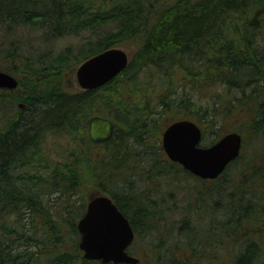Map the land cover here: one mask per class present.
Segmentation results:
<instances>
[{"label":"trees","instance_id":"1","mask_svg":"<svg viewBox=\"0 0 264 264\" xmlns=\"http://www.w3.org/2000/svg\"><path fill=\"white\" fill-rule=\"evenodd\" d=\"M255 8H264V0H0V70L19 81L16 89L0 91V264H36L43 256L52 258L50 264H73L82 254L76 222L86 204L70 208L71 198L83 194L87 185L113 199L130 221L134 243L152 233L165 234L168 225L161 226L162 218L150 209L158 205L149 195L152 187L161 179L176 189L179 184L174 183L183 174L204 181L168 159L159 122L170 117L169 126L193 120L203 140L208 130L218 135L209 145L230 131L245 137L243 130L221 129L220 120H226L228 112H220L215 103L204 105L201 93H213L214 100L222 91L243 99L251 90V106L244 112L247 130L257 139L263 137L264 36L257 32L264 28V12L261 26H253L249 15ZM22 29L38 31L42 44L69 42L59 50L52 47L42 55L26 56ZM121 45L134 47L121 74L96 89L64 88L62 75L71 65ZM122 79L125 90L120 88ZM93 116L115 122L109 141L90 139ZM64 137L69 147L59 161L49 141ZM241 186L248 190L241 189L239 197L232 193V205L224 210L230 219L220 225L225 239L217 242L231 241L236 248L246 241L234 264H257L263 247L264 150L243 168ZM187 190L191 194V186ZM57 199L68 202L66 210L56 206ZM61 210L71 218H64ZM240 218L260 231L241 226ZM188 219L182 222L188 242L164 252L158 246L157 264L199 263H194L201 257V246L195 245H201L199 233ZM67 232L79 240L65 250ZM211 244L206 240L202 253L213 254Z\"/></svg>","mask_w":264,"mask_h":264},{"label":"rangeland","instance_id":"2","mask_svg":"<svg viewBox=\"0 0 264 264\" xmlns=\"http://www.w3.org/2000/svg\"><path fill=\"white\" fill-rule=\"evenodd\" d=\"M260 8H255L252 13L249 15V20L253 18L255 12L259 10ZM261 15L258 17V20L260 22L259 26H261ZM24 30V29H22ZM264 36V28L258 31L257 34L260 36ZM3 34V32H2ZM23 35V44L26 51H23L22 54L28 56L29 54L33 55H42L45 52L49 51L50 49L57 48L59 50L60 48L68 45L67 40H63L61 44L58 41H55V43L49 45V44H42L40 42V38L38 37L41 35L38 31L34 29H25L22 32ZM258 36V37H259ZM1 38V35H0ZM19 38V37H17ZM15 37H11V39H17ZM261 39V38H260ZM264 37L261 39L260 46L264 48ZM40 46V47H39ZM119 48L125 50L130 58L132 56V53L134 51V47L130 45H121L118 46ZM29 50V51H27ZM80 66V64H73L68 69H66L62 75L64 78V88H66L68 91L76 92L83 90L81 86L78 83L77 80V69ZM122 83L120 84V88L124 89L123 87L125 84L126 79L121 80ZM126 87H129L126 85ZM251 94V90L248 92ZM221 94L223 95L220 99L214 100L213 93H208L207 95L204 93H201L200 96L202 97L200 100H202V103L207 106H213L215 103L216 107H219V111L223 112L224 114L228 112V116L226 120L221 119L220 122L224 123V127L221 129L230 131V130H243L245 131V137L243 138V147L241 151V160L240 162L236 164H232L228 169L227 173L223 174L221 178H217L215 180H203L204 182H199L197 179L190 177L186 174L181 175V181H176L174 184H179V187L176 189L173 188L172 184L166 180H158L157 184H155L151 189V198L153 200L158 201L157 208H154L153 206H149L152 213H156L160 216L161 219V226L168 225L166 228H168V233L165 234H151L149 236H145L140 241H136L131 247L130 252L133 253L134 256L138 257L140 259V262L142 264H157V255L159 248L158 246H161L163 249V252L166 247L168 246H176V244H181L184 246L185 242H188V238H186V227L182 226V222H186L187 219L189 220L190 224L192 222V226L196 227L197 232L199 233V240L200 244L195 242L196 246H201V248H198L200 250L201 257L199 260H195L194 263L197 264H234V259L237 256V254L243 250V247L246 243V241H241L242 243L239 244L236 248L230 246L231 241H228V243H225L226 245H218L217 240L219 238L225 239L222 235H220V225L222 222L228 221L229 215L228 212H224V210L230 208V205H232V202H230L232 193L236 192V197H239L238 194L243 189L244 192H247V188L241 186V179H242V170L246 165H251L255 161V155L259 153L261 150H264V135L261 139L255 138L251 132L247 130V124H248V118L247 116H244V112H247L249 110L250 106L247 102L251 95H247L242 99V96L233 93L232 95H224V92L222 91ZM199 105L201 103H198ZM251 104V103H250ZM232 106V111L231 110ZM241 107V108H239ZM239 109H243L242 111L238 112ZM248 113V112H247ZM193 119H197L195 116H191ZM247 118V119H246ZM223 120V121H222ZM172 121L170 117H167V120L162 119L159 122V126H157V130L162 128V130L165 129L167 126L166 123ZM224 132V131H223ZM231 132V131H230ZM205 133V140L202 141L203 146L209 145V143L215 139V137H218L217 134H213L211 131H206ZM239 133V132H238ZM152 143L156 142L158 140V134L154 132L152 134ZM246 139V140H245ZM207 140V141H206ZM50 151L56 160L63 161V153L66 150V148L69 147V139L67 137L61 138V139H50ZM155 144V143H154ZM161 144H162V134H161ZM154 183V182H153ZM147 185V183H146ZM149 185V184H148ZM191 186V194H189V191L187 190ZM147 187V186H146ZM223 188V192H219V188ZM85 190L82 192L83 194L79 196H75L71 198L72 201H74V204L70 208H75L77 206H80L82 203L87 204L88 202L93 199L94 197H97L101 195L95 190H92V188L87 185ZM215 194H213L212 190ZM176 191V192H175ZM199 191V192H197ZM208 192V193H207ZM219 192V193H218ZM231 194V195H230ZM245 194V193H244ZM246 195V194H245ZM248 196V194L246 195ZM234 197V196H233ZM234 201V200H233ZM56 206L59 208V206L62 207V209L66 210L67 207L65 204V200L62 201V199H57L54 202ZM77 206H76V205ZM234 206H237V201L233 202ZM170 207V209H168ZM161 210V211H160ZM62 211V210H61ZM62 215L64 218L66 216L70 217L68 212L64 214V211H62ZM167 217V220L165 219ZM71 218V217H70ZM80 220V217L77 218V222ZM185 220V221H183ZM239 222L241 226H246L247 228H251L249 222L248 224H245V221H243L242 218L239 219ZM191 225L190 228L192 227ZM185 227V228H184ZM236 227V226H235ZM256 228H251L250 230H259ZM181 229V230H180ZM185 230L184 234L181 236V231ZM229 232V231H228ZM192 233V232H190ZM188 233V235H190ZM80 234V233H79ZM193 234V233H192ZM242 235V234H240ZM260 238L263 240L261 241L262 244V253L258 257L257 264H264V229L260 233ZM159 236V237H158ZM77 236L73 235L72 233H66L64 240L66 242L65 250L70 249L72 244H75L77 240ZM81 239V235L79 237ZM208 240L212 242V246L210 247L213 251V254L208 251L205 254L202 253L203 245L205 244V241ZM259 240V239H258ZM80 242V240H79ZM183 242V244H182ZM260 242V241H259ZM236 254L234 253V250ZM43 252L39 254L41 256ZM163 254V253H162ZM217 254L220 256L218 260L214 257V255ZM81 255L77 258L73 264H86L82 261ZM214 258V259H213ZM52 261L51 257L43 256L42 258H38L36 260V264H50ZM90 264H98L97 261H90Z\"/></svg>","mask_w":264,"mask_h":264},{"label":"water","instance_id":"3","mask_svg":"<svg viewBox=\"0 0 264 264\" xmlns=\"http://www.w3.org/2000/svg\"><path fill=\"white\" fill-rule=\"evenodd\" d=\"M257 10L250 24L259 26ZM129 54L119 48H109L85 60L77 69V80L83 90L104 86L121 74L129 65ZM19 81L0 70V88L16 89ZM115 122L104 116H93L89 122V137L95 143L109 141L115 133ZM203 132L193 120L182 119L166 127L162 147L169 160L204 180L220 177L241 154L243 138L238 132H229L218 141L202 146ZM77 229L81 235L79 248L83 258L102 264H139L140 259L129 254L128 248L135 232L128 218L108 195H99L87 204Z\"/></svg>","mask_w":264,"mask_h":264},{"label":"flooded vegetation","instance_id":"4","mask_svg":"<svg viewBox=\"0 0 264 264\" xmlns=\"http://www.w3.org/2000/svg\"><path fill=\"white\" fill-rule=\"evenodd\" d=\"M2 90L6 91L8 89L7 88H0V91H2ZM128 252H130V248H128Z\"/></svg>","mask_w":264,"mask_h":264}]
</instances>
